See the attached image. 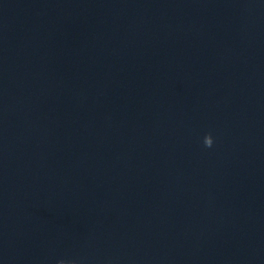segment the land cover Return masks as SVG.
<instances>
[{"label":"clouds","instance_id":"1","mask_svg":"<svg viewBox=\"0 0 264 264\" xmlns=\"http://www.w3.org/2000/svg\"><path fill=\"white\" fill-rule=\"evenodd\" d=\"M203 143H204V146L205 147H208V148L212 147V145H213V138H212L211 134H208V135H206L204 137Z\"/></svg>","mask_w":264,"mask_h":264}]
</instances>
